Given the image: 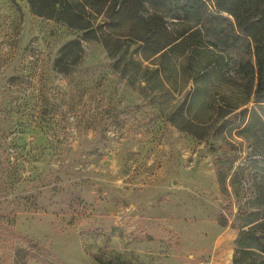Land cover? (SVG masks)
<instances>
[{
  "label": "rangeland",
  "instance_id": "374dc122",
  "mask_svg": "<svg viewBox=\"0 0 264 264\" xmlns=\"http://www.w3.org/2000/svg\"><path fill=\"white\" fill-rule=\"evenodd\" d=\"M69 1L89 28L0 0V264H231L264 216L252 50L167 5Z\"/></svg>",
  "mask_w": 264,
  "mask_h": 264
},
{
  "label": "trees",
  "instance_id": "16d2710c",
  "mask_svg": "<svg viewBox=\"0 0 264 264\" xmlns=\"http://www.w3.org/2000/svg\"><path fill=\"white\" fill-rule=\"evenodd\" d=\"M28 2L33 13L39 16L63 21L68 26L78 29H87L91 26L90 20L84 19L69 0H28ZM84 2L92 9H97L91 1L84 0ZM127 3L139 6L145 3L167 5L174 13L181 14L185 18H193L197 23L207 26L211 34L222 43L234 46L245 44V47L252 50L257 74L254 90V101L257 106L251 111L250 120L255 117L259 121L263 128L261 136L264 139V0H120L122 5ZM150 38L148 36L144 39L147 42ZM171 43L172 41H167L155 47L150 56L165 49ZM72 45L76 47L78 42L70 41L64 44L60 53L64 54L72 48ZM169 48L171 49V46ZM167 52L168 50L162 51L161 56ZM245 111L246 109H243L239 113H231L222 120L218 128L231 120H236ZM231 157L233 161L236 159L234 155ZM228 171L229 169L221 173L220 168L216 166L218 183L224 181ZM224 211L219 216L221 224L227 223ZM250 223L251 225L246 228L238 227L231 264H264V216L253 219ZM20 238L22 242L30 245L28 254L37 258L41 249L40 243L29 240L26 236Z\"/></svg>",
  "mask_w": 264,
  "mask_h": 264
}]
</instances>
